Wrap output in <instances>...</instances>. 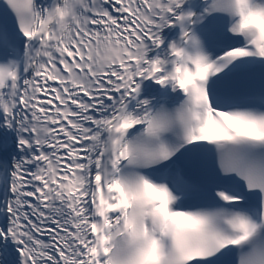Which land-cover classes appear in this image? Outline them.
Wrapping results in <instances>:
<instances>
[{
  "label": "snow or ice",
  "instance_id": "1",
  "mask_svg": "<svg viewBox=\"0 0 264 264\" xmlns=\"http://www.w3.org/2000/svg\"><path fill=\"white\" fill-rule=\"evenodd\" d=\"M6 4L0 264H264V0Z\"/></svg>",
  "mask_w": 264,
  "mask_h": 264
}]
</instances>
